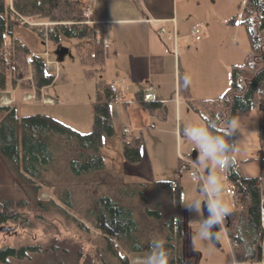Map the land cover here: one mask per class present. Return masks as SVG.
<instances>
[{
	"label": "trees",
	"instance_id": "trees-1",
	"mask_svg": "<svg viewBox=\"0 0 264 264\" xmlns=\"http://www.w3.org/2000/svg\"><path fill=\"white\" fill-rule=\"evenodd\" d=\"M26 18L50 23L47 26L31 25L43 41L59 43L61 37L76 39L79 59L87 78L94 77L105 65L109 53L104 41L106 26L97 21L89 23L80 0H0V93L8 89L10 80L13 88L34 91L40 98L41 90L55 80V76L45 69L43 57L14 37L17 22L29 25ZM241 24L247 29L253 51L243 63L231 66V87L225 95L214 100H195L189 83L187 86L184 83L188 77L184 73L179 76L182 98L207 126L210 121H217L219 134L225 131L223 122L233 117H248L254 109L264 106V0H245ZM114 97L112 85L104 80L97 81L92 103L93 126L85 134L45 114L20 118L14 106L0 104V224L30 227L29 213L43 220L46 213L54 211L73 221L76 229L63 235L54 234L41 244L1 247L0 264H132L131 255L147 253L150 242L155 238L165 241L169 264H183L187 255L196 254L188 237V214L182 210L178 182H154L155 188L165 191L182 212L180 216L161 220L159 224L141 223L135 209L110 196L99 198L96 206L86 212L85 218L90 225L71 216L55 199L42 201L38 198V191L45 185L43 176L56 160H67L76 175L104 170L101 149L104 137L114 135L110 110ZM137 101L151 114L161 119L166 117L164 103L148 102L140 96ZM143 138L141 134L133 135L132 143L124 144L127 163L141 162ZM229 139L236 144L234 134ZM262 151L258 158L240 161L235 158V166L227 168L228 178L239 193L241 208L230 212L214 229L217 231L221 225L224 226L233 244L235 261L240 264L264 262L259 176H244L240 171L242 164L254 160H259L263 166ZM3 170L15 178L16 187L22 186L19 187L22 188L20 197L14 198L7 193L6 186H3ZM35 178L42 179L41 183ZM72 197L70 192H66L59 199L71 208ZM203 212L207 217L206 208ZM152 213L148 212L151 216ZM156 217L161 219L157 212Z\"/></svg>",
	"mask_w": 264,
	"mask_h": 264
},
{
	"label": "rangeland",
	"instance_id": "rangeland-1",
	"mask_svg": "<svg viewBox=\"0 0 264 264\" xmlns=\"http://www.w3.org/2000/svg\"><path fill=\"white\" fill-rule=\"evenodd\" d=\"M80 1L83 3L84 8L88 5L85 0ZM110 2H114V0L107 2L105 8ZM176 2L174 9L178 19L179 32H184V35H186L184 38L187 46H193L194 42L198 41L191 34L192 27L197 25L204 31L203 34L206 33L205 37L210 36L211 53L217 49H221L223 54L226 51H232L236 64H241L247 55L253 51L247 29L241 24L242 6L245 0H176ZM108 8L109 5L106 9ZM25 21L29 25L19 22L15 24L14 37L28 45L32 52H40L37 54L41 55L45 62L49 63L50 67L52 66L51 68L54 67L50 71L56 77L51 88V91L53 90L54 92L51 94L55 96L56 91L58 97L61 96L62 104H43L42 99L36 96L34 99L26 100L24 99L26 92L21 88L15 90L10 85L11 81L9 80L8 88L14 93L13 106L17 116L21 118L40 113L51 116L55 114L58 115L56 118L61 119L64 124L78 130L82 134L89 133L93 126V107L84 98L87 95L86 89H80V81L85 79V73L76 48L78 41L68 37H61L59 43H53L48 40L43 41L31 26L33 24L41 25L43 22L36 19L32 20L31 18H26ZM200 35L202 34L200 33ZM164 37H166L169 47L173 49L175 42L169 40L167 36ZM44 42H47V44L45 45ZM63 49H67L68 52L64 53ZM47 50L48 54L46 53ZM180 54L183 62L187 63L195 62L196 60H201V63H204L213 59L206 50L203 53L197 51L195 54V52L190 50ZM191 54L195 55L192 56ZM61 72L67 73L70 77L68 84L61 82L59 76ZM228 72H230V69L226 67H224V70L222 69V81H226ZM202 76L200 71L196 69L192 71L193 78L201 79ZM96 79H99V76ZM5 99L3 97V100ZM0 100L2 102V98ZM119 104L122 106L123 102L115 101L111 107ZM55 109H60V111H54ZM255 111L253 117L251 116L248 119L241 117L238 119L239 128L234 133L238 149L234 153L236 158H258L259 156L261 146L259 138L260 125L264 120V110L259 107ZM123 121L119 120L115 124L116 133L114 136L104 137L101 149L105 162L104 170L76 175L69 167L67 160H56L43 176L42 182L45 185L38 191V198L42 201L55 199L60 207L69 212L71 216L83 221L86 225H90L85 218L86 212L96 206L99 198L110 196L125 206L135 209L136 216L141 220V223L147 221L159 224L161 220L165 221L172 216H180L182 214L180 209L173 204L170 196L165 191L157 190L154 186V182L172 180L180 183L181 188H183L182 210L188 214V237L191 241V247L196 253L187 255L183 264H240L235 261L233 244L221 229L215 231L217 235L211 240L192 238L193 233L199 229L198 221L204 216V212L202 211L201 214H198L189 209L187 210L185 209V203L192 198L204 200L205 197L195 192L194 186L197 185L198 181H193L189 172L180 173L179 164L178 172L176 171L177 166L176 169L173 167L169 168L170 161L172 165L177 163L178 156H180L177 153L178 148L183 150V153H181L182 157H188V154H192L194 150L196 151L195 145L183 138L182 129L179 131L181 142H179L180 147H178V137L169 132V129L172 130L174 128L172 127L173 122H169L170 116L168 115L166 121H160L156 117L150 118L151 124H155L156 127L155 125L151 127L149 124V127L143 130L144 142L142 147L144 153L148 156L144 165L151 169L152 175L150 173L148 176H144L139 174V171L133 165L127 163L124 158L125 139L122 134L126 126ZM118 125H121V130L120 126L117 129ZM198 125L202 126L203 122ZM197 165L203 171L210 166L204 162H197ZM210 169L222 177L223 185L224 181L226 184L228 183L227 169L220 170L211 168V166ZM259 170L260 162L259 160H254L245 164L243 174L256 176ZM3 176L5 179L3 186H6L7 193L14 198L20 197L22 188L19 187L22 186L16 187L14 185L15 178L7 170H3ZM35 179L41 183L42 179ZM187 190H189L188 199L186 198ZM66 192H70L73 196V206L71 208L61 203L62 201L59 199V197L62 199ZM229 202L231 203V200ZM149 211H153L152 216L148 214ZM156 212L161 215V219L156 217ZM60 214L59 212L50 211L46 213L43 220H39L33 213H29L28 216L32 222L30 227L19 228L17 224L14 225L12 223L0 224V227L5 226L12 229L9 232L0 231V248L4 246L19 248L24 245L41 244L45 243L54 234L63 235L66 232L76 231L73 221L66 220ZM263 215L264 212H262ZM144 255L145 253L131 255L132 264H138V261H135V256L140 258ZM261 264H264V262Z\"/></svg>",
	"mask_w": 264,
	"mask_h": 264
},
{
	"label": "crops",
	"instance_id": "crops-1",
	"mask_svg": "<svg viewBox=\"0 0 264 264\" xmlns=\"http://www.w3.org/2000/svg\"><path fill=\"white\" fill-rule=\"evenodd\" d=\"M85 1L87 2L86 4H92L94 6L95 20L99 23H104L106 26L104 41L108 46L109 53L105 65L101 67L93 78H87L84 76L85 79L80 81V89H86L87 95L84 98L90 102L91 106L95 99L97 81L104 80L110 85H120L119 87L123 89V105H114L110 108L114 135L116 133L115 124H117L119 120H124L123 122L125 126L130 127L133 131V135L141 134L144 137L143 130L148 128L149 124L151 127H154L153 125H155L151 124L150 118L156 117L160 121H166L168 119V115L170 116L169 122H173L172 127H174L172 130L169 129L170 131H168L170 134L178 137V143L181 142V137L179 138V131L185 124H202L203 122L202 126H207L204 119L192 108H190L187 102L182 98L179 92V76L181 73H184L188 77L193 99L214 100L221 98L230 90L231 87V66L236 64L233 58V52L226 51L223 54L221 49H217L211 53L210 36L205 37L206 33L203 34L204 31L201 33V38L197 42H194L193 46H187L184 38L186 35H184V32H179L178 19L176 18L174 9L175 4L177 3L176 0H135L132 2L129 0H114V2L108 3V9H106L108 5L105 8V4L110 0ZM40 21L43 22L41 25L45 26L49 23L47 21ZM163 30H165V33H162ZM169 35L172 36L173 39H169ZM164 36H167L169 40H173L175 42V47L173 49L169 47L166 37ZM44 44L46 45L47 42H44ZM190 50L195 52V54L197 51H201L203 53L206 50L213 59L204 63H201V60H196L195 62L190 63L183 62L180 53L184 54ZM33 53L40 52L34 51ZM195 54L191 55L194 56ZM224 67L230 69V72H228V75L226 76V81H222L221 79V71L222 69L224 70ZM195 69L200 71L203 75L201 79H195L192 77V71ZM59 76L62 83H69L70 77L67 73L61 72ZM97 76H99V79H96ZM53 84L46 86L41 90L40 98L42 99L43 104H62L61 96H59V98L56 91L55 96H52L51 94L54 92L53 90L51 91ZM17 88L19 87L14 89L16 90ZM13 95L14 93L9 88L0 93V97L11 99L12 106L14 103ZM26 95L36 96L34 91L26 92L24 97ZM138 96L143 97L144 100L148 102L152 101L164 103L167 108L166 117L161 119L156 114L148 112L137 101ZM255 110L256 109L251 112L250 116L242 118L248 119L251 116L253 117L256 112ZM54 111H60V109H55ZM45 115L51 116L49 114ZM51 117H54L62 122L61 119L56 118L58 115L53 114ZM119 126L121 130V125H118L117 129ZM262 132L263 134L261 135ZM259 138L261 145L259 149L260 154L261 150L264 149V120L260 125ZM142 144L141 162L131 165H133L141 175L148 176L150 173L152 175L151 169L144 165L148 156L144 153ZM178 147H180V143ZM178 149L177 153L179 155L183 153L181 148ZM192 155L193 152L192 154H188V157H192L193 159ZM244 159L247 158H236L238 161ZM178 164L179 156L175 165H172V162L170 161L169 168L173 167L176 169L177 166L176 171L178 172ZM159 166L163 167L162 165ZM244 166L245 164H242L240 168L242 174ZM261 168L262 166L260 164V170L256 176L261 174ZM207 170V172L206 169L204 170L205 175L203 180L206 179L210 166H208ZM243 175L247 176L245 174ZM200 182L202 183L203 181ZM231 183L233 182H231L229 178L227 184L224 181L223 198L229 203L231 209L230 212H235L240 210L241 206L239 197L235 199L226 193L227 188ZM199 187L198 181L197 185L194 186V189L195 192L201 194L199 193ZM180 190L182 204L183 188L180 187ZM261 193L263 207L262 212H264V188H261ZM188 197L189 190L186 192V198L188 199ZM229 200H231V203ZM262 218L264 225V215ZM222 231L226 233L224 229H222Z\"/></svg>",
	"mask_w": 264,
	"mask_h": 264
},
{
	"label": "clouds",
	"instance_id": "clouds-1",
	"mask_svg": "<svg viewBox=\"0 0 264 264\" xmlns=\"http://www.w3.org/2000/svg\"><path fill=\"white\" fill-rule=\"evenodd\" d=\"M184 83L185 86L189 83L187 78ZM223 124L225 128L223 134L217 132V121H210L208 126L185 124L182 128L183 138L195 145L198 152L197 161L220 170L235 166L236 160L232 154L238 150L236 144L229 139L239 128L238 118L233 117ZM199 191L205 199L192 198L185 203V207L198 214H201L206 208L208 215L199 219V229L193 233L192 238L211 240L217 235L214 229L231 211L229 203L223 198L222 177L210 169L206 179L201 183ZM138 264H169L165 241L162 238L153 239L150 242L149 251L138 259Z\"/></svg>",
	"mask_w": 264,
	"mask_h": 264
},
{
	"label": "built area",
	"instance_id": "built-area-1",
	"mask_svg": "<svg viewBox=\"0 0 264 264\" xmlns=\"http://www.w3.org/2000/svg\"><path fill=\"white\" fill-rule=\"evenodd\" d=\"M85 16L88 18L89 23L95 22L93 18L94 16L93 6H88L85 9ZM162 33H165V30H163ZM200 33H201L200 28L197 25H194L192 28V34L195 35L196 39L201 38ZM168 38L172 39L173 37L169 35ZM46 68L47 69L51 68L49 63L47 64ZM112 90L115 94V100L122 101L124 97L123 89L116 85V86H113ZM122 136L125 139L126 144H130L132 142V131L129 128H125L123 130ZM261 161L263 163V167L261 171V176L259 178V184L261 188H264V151L261 155ZM179 170L180 172H189L190 177L195 181L203 180V177H204L203 171L200 170L190 158L182 157L180 155ZM227 194L233 198L238 197L237 188L234 183H231L230 186L228 187Z\"/></svg>",
	"mask_w": 264,
	"mask_h": 264
},
{
	"label": "water",
	"instance_id": "water-1",
	"mask_svg": "<svg viewBox=\"0 0 264 264\" xmlns=\"http://www.w3.org/2000/svg\"><path fill=\"white\" fill-rule=\"evenodd\" d=\"M63 52L64 53H67L68 52V50L67 49H63ZM260 109H264V106H260ZM193 159H194V161H196L197 162V152L195 151V152H193ZM12 229H9L8 227H5V226H2V227H0V231H2V232H9V231H11Z\"/></svg>",
	"mask_w": 264,
	"mask_h": 264
},
{
	"label": "bare ground",
	"instance_id": "bare-ground-1",
	"mask_svg": "<svg viewBox=\"0 0 264 264\" xmlns=\"http://www.w3.org/2000/svg\"><path fill=\"white\" fill-rule=\"evenodd\" d=\"M51 67H52V66H51ZM53 68H54V67H53ZM119 86H120V85H119ZM124 88H125V87H124ZM138 259H139V257H137L135 261H138Z\"/></svg>",
	"mask_w": 264,
	"mask_h": 264
}]
</instances>
